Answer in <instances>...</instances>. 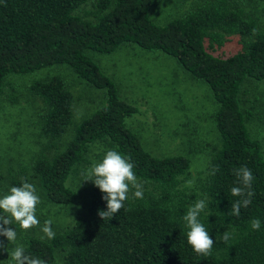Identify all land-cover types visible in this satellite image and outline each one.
I'll list each match as a JSON object with an SVG mask.
<instances>
[{"label":"trees","instance_id":"trees-1","mask_svg":"<svg viewBox=\"0 0 264 264\" xmlns=\"http://www.w3.org/2000/svg\"><path fill=\"white\" fill-rule=\"evenodd\" d=\"M157 1L0 0V91L7 73L52 64H67L77 81L103 90V103L74 126L61 151L49 156L47 151L56 149L54 141L71 123L73 94L57 75L27 85L43 104L40 133L51 140L42 145L32 164L45 200L68 208L74 204L76 193L67 185L68 177L77 164L87 166L85 155L95 142L130 157L143 189L142 199L134 197L131 189L124 207L113 218L102 220L98 210H106L103 194L87 181L83 211L73 214L63 227L52 224L59 230L54 239L39 238L44 236L39 226L18 233L25 254L47 264H264V153L261 138L246 127L256 99L247 100L246 108L239 97L246 82L253 83L255 91L254 82L264 80V24L232 0H197L184 14L158 25L149 15ZM85 2L91 19L75 14ZM232 35L238 36L240 49L228 56L214 54ZM123 43L160 50L193 81L208 87V120L217 132V144L204 140L195 146L187 140L186 153L161 157L143 149L140 137L125 125V118L138 108L119 96L112 77L84 52L105 54ZM9 100L14 102L15 97ZM207 148L211 154L203 171L191 187L182 185L189 156ZM241 166L253 173L254 195L236 216L231 204L241 197L232 196L230 189L240 186L234 170ZM21 181L9 173L7 189ZM201 199L206 207L199 220L215 241L208 256L196 254L188 245L182 219L188 207ZM256 218L261 222L259 230L250 225ZM13 227L20 230L18 224Z\"/></svg>","mask_w":264,"mask_h":264},{"label":"rangeland","instance_id":"rangeland-1","mask_svg":"<svg viewBox=\"0 0 264 264\" xmlns=\"http://www.w3.org/2000/svg\"><path fill=\"white\" fill-rule=\"evenodd\" d=\"M232 1L235 6L242 7L245 12L256 16L259 22L264 24V0ZM160 3H165L166 6L160 8ZM174 4V0H158L153 5L156 7L152 6L150 19L162 25L178 16L179 14L174 13ZM81 5L75 10V14L91 19V16L86 15L90 8L89 3ZM129 45L123 43L119 48L105 54L91 49H85L84 52L100 66L105 74L113 77L112 80L120 87L119 96L138 108L139 112L125 118V125L140 137L143 149L153 156L161 157L167 154L186 153L187 140L195 146L204 140L211 142V145L217 144V132L210 127L208 120V113L211 110V94L208 87L200 80L193 81L173 57L160 50L155 52L141 49L134 44ZM240 47L238 36L232 35L214 54L228 56L237 52ZM155 58H159L160 61L157 62ZM123 73L128 74L125 76ZM53 75L61 77L66 88L72 92L73 113L71 123L63 135L54 141L56 149L51 148L47 151L49 156L64 148L73 135L74 126L83 116L102 104L104 99L103 90L91 89L77 81L76 74L67 64H52L26 73L9 72L3 78L0 91V196L8 192L9 173L17 178H26L27 182L33 183L41 198V203L36 210L40 229L47 219H51L52 224L58 223L63 227L70 222L73 214L83 211L81 203L86 197L87 181H83L85 176L82 173L94 161H100L109 150L103 142L93 143L85 155L88 160L87 166L77 164L70 173L67 185L76 193L75 202L71 207H62L64 206L62 204L51 205L45 200L33 175L32 164L42 145L51 140L40 133L39 120L43 112V104L27 91V85L33 80H45ZM126 82L130 84L127 85ZM254 83L257 84L255 91L251 82L242 85L239 97L242 106L246 108L250 105V101L247 102V100L256 99L251 118L248 123L246 120V127L248 125L247 129L252 136L261 138L264 153V80ZM126 86L127 88H124ZM150 88L153 91H150ZM12 96L15 97L14 102L9 100ZM210 154L211 150L207 148L189 156L191 165L189 161L188 175L182 181V185L186 186L189 180L195 181L199 173L203 171ZM13 226L14 224L6 227L15 229ZM52 230L54 233L59 231ZM16 231L17 239L14 243L0 236V241H3L4 245L0 248V264H11L8 260V252L19 244L18 233L21 235L26 232L22 229ZM41 237L47 239L46 236Z\"/></svg>","mask_w":264,"mask_h":264},{"label":"clouds","instance_id":"clouds-1","mask_svg":"<svg viewBox=\"0 0 264 264\" xmlns=\"http://www.w3.org/2000/svg\"><path fill=\"white\" fill-rule=\"evenodd\" d=\"M134 167L130 157L124 156L117 150L109 149L100 161H94L82 173L85 176L83 181H91L103 194L102 199L106 202V210H98V216L102 220L113 218L124 207V202L128 199L131 189H135L134 197L143 198L142 185L137 182ZM234 175L240 186H233L230 192L232 196L241 197V199L231 204V214L239 216L241 206L247 208L254 195L252 191L253 173L247 166H241L234 170ZM192 184L193 181L189 180L186 187H191ZM40 203L41 198L36 186L27 182L26 178H22L20 186L10 187L7 193L0 196V236L14 243L17 239V231L6 227L7 225L18 224L20 229L25 231L39 226L40 221L36 216V210ZM205 207L204 199L195 201L188 207L182 219L188 229L186 233L188 245L196 254L208 256L211 254L215 241L199 220L200 213ZM52 223L51 219L45 220L41 229L48 239L55 237L51 227ZM250 225L253 230H259L261 222L258 218L252 219ZM222 236L225 242L230 238L227 231ZM3 247V241H0V248ZM8 260L11 264H47L42 258L25 254L24 246L21 244H17L11 252H8Z\"/></svg>","mask_w":264,"mask_h":264},{"label":"crops","instance_id":"crops-1","mask_svg":"<svg viewBox=\"0 0 264 264\" xmlns=\"http://www.w3.org/2000/svg\"><path fill=\"white\" fill-rule=\"evenodd\" d=\"M174 2H175V4H174V7H175V11H174V13H177V14H179L178 16H180V15H182V14H184L187 10H189V8L191 7V6H193V5H195L196 4V2H197V0H174ZM166 5H165V3L164 4H162V3H160V5H159V7L161 8H164ZM153 7H156V6H153ZM153 7H151L150 8V12H151V10H152V8ZM150 12H149V15H150ZM171 20V19H170ZM168 22V21H167ZM166 22V23H167ZM155 23V22H154ZM163 25V24H162ZM129 46H131V45H129ZM155 52L157 51V50H154ZM156 59V61L157 62H159L160 60H159V58H155ZM169 62H171V61H169ZM176 62V61H175ZM177 63V62H176ZM139 68V67H138ZM181 68V67H180ZM182 69V68H181ZM180 72H182V71H180ZM125 76L128 74V73H123ZM129 74H131V73H129ZM112 77V76H111ZM187 78V77H186ZM112 79H113V77H112ZM127 82H128V79H127ZM126 82V84L127 85H129L130 83H127ZM117 84V83H116ZM117 88L119 89L120 87H118V84H117ZM124 88H127V86L126 87H124ZM150 91H153V89L152 88H150ZM141 98H143V96H140Z\"/></svg>","mask_w":264,"mask_h":264}]
</instances>
